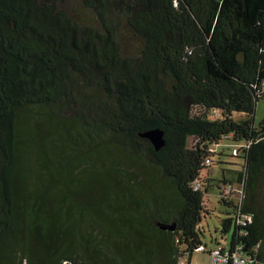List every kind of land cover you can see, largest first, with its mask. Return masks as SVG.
Returning a JSON list of instances; mask_svg holds the SVG:
<instances>
[{"label": "trees", "instance_id": "1", "mask_svg": "<svg viewBox=\"0 0 264 264\" xmlns=\"http://www.w3.org/2000/svg\"><path fill=\"white\" fill-rule=\"evenodd\" d=\"M263 97L264 0H0V264H103L110 221L114 264H179L221 146L222 249L264 264Z\"/></svg>", "mask_w": 264, "mask_h": 264}, {"label": "rangeland", "instance_id": "2", "mask_svg": "<svg viewBox=\"0 0 264 264\" xmlns=\"http://www.w3.org/2000/svg\"><path fill=\"white\" fill-rule=\"evenodd\" d=\"M238 117V115H236ZM264 119V97L261 98L256 106V111L254 114V123L255 126L258 127L259 123ZM203 128V125L196 124L193 127L192 133L193 135L189 138V144L191 145L193 139L199 130ZM229 141H223L222 145L229 144ZM222 152V163L217 164V160L215 158V165L209 171V178L212 180L209 183L208 188V197L206 201L207 213L203 214V218L201 223L199 224V229L201 233L202 246H204L208 251L213 249H220L223 247L230 248L232 242V236L234 230L232 229L227 234L222 233V221L228 218L227 211L229 210L225 207L220 201V189L218 186L222 183L225 178L223 174V170L226 171V178L228 181H235L237 178V174L232 175L234 173H230L232 171H238L241 169L243 165V159L241 157H234L231 155V148H224L221 146L219 148ZM100 158L103 160L104 158V149L101 150ZM229 172V173H228ZM207 171L204 172V176H207ZM228 174V175H227ZM224 183V182H223ZM109 199L110 205H112V199ZM110 220V219H108ZM108 232L110 235V241L107 245L104 242V235L102 227L96 226L94 231V242L89 247V254L93 255L92 260L90 262L97 261L103 264H114L113 260L117 258V255L112 251L116 250L118 252L119 248L123 246V241L118 239L119 229L116 226H113L112 221L108 224ZM122 242V243H121ZM109 248V250H108ZM188 262V259L185 260ZM210 262V254L208 252L203 253L202 251H195L192 256V264H209ZM116 264H119L116 261Z\"/></svg>", "mask_w": 264, "mask_h": 264}, {"label": "built area", "instance_id": "3", "mask_svg": "<svg viewBox=\"0 0 264 264\" xmlns=\"http://www.w3.org/2000/svg\"><path fill=\"white\" fill-rule=\"evenodd\" d=\"M218 118V109H215L211 113V119L215 120ZM234 154L237 153V150L233 151ZM207 164H211V161L208 160ZM196 190L200 188V184H196L195 186ZM230 188L226 189L227 193H230ZM252 222L251 217H243L240 218L238 223H241L242 225H247L248 223ZM180 241L177 240V243ZM196 251H202L203 253L208 252L210 254V262L209 264H255L254 259L250 258L249 256L243 254L242 252L236 250L234 252L224 250L222 248L220 249H213L211 251H207L204 246H200ZM192 253L189 250L188 247L183 248V252L181 255V258L179 260V264H192L191 258H192ZM188 259V262L185 260ZM65 264H67L65 262Z\"/></svg>", "mask_w": 264, "mask_h": 264}, {"label": "water", "instance_id": "4", "mask_svg": "<svg viewBox=\"0 0 264 264\" xmlns=\"http://www.w3.org/2000/svg\"><path fill=\"white\" fill-rule=\"evenodd\" d=\"M142 138L148 139L154 146L156 151H160L166 145L165 131L161 128H154L140 133ZM159 226L164 230H175L176 225H162Z\"/></svg>", "mask_w": 264, "mask_h": 264}, {"label": "crops", "instance_id": "5", "mask_svg": "<svg viewBox=\"0 0 264 264\" xmlns=\"http://www.w3.org/2000/svg\"><path fill=\"white\" fill-rule=\"evenodd\" d=\"M191 261H192V258H191Z\"/></svg>", "mask_w": 264, "mask_h": 264}]
</instances>
